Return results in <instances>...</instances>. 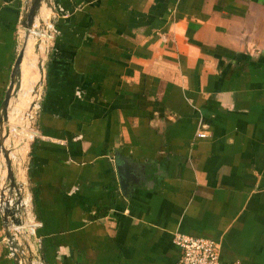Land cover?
<instances>
[{"label": "crops", "instance_id": "0c3cea01", "mask_svg": "<svg viewBox=\"0 0 264 264\" xmlns=\"http://www.w3.org/2000/svg\"><path fill=\"white\" fill-rule=\"evenodd\" d=\"M53 3L15 173L45 263L177 264L180 233L219 243L222 264H264V0ZM22 6L0 0V112ZM122 158L147 171L127 194ZM6 236L0 213L15 264Z\"/></svg>", "mask_w": 264, "mask_h": 264}, {"label": "water", "instance_id": "95a60500", "mask_svg": "<svg viewBox=\"0 0 264 264\" xmlns=\"http://www.w3.org/2000/svg\"><path fill=\"white\" fill-rule=\"evenodd\" d=\"M22 3L23 6L19 21V28L20 31H22L23 29V32L25 33L24 36L25 42L14 64V68L11 76V82L8 87L7 93L5 95V99L3 101L2 109L0 112V152L4 154V158L6 160L8 179L10 181V190L16 191L19 197L18 200L15 202V204L12 206L11 203L8 202L10 201V199H7L8 201L6 200L7 201L6 202L5 195H2V199L0 203V213L2 215L3 223L6 230V235H7L6 237L9 240V245L12 252L14 253L15 260L18 259V254H17V246L15 245L14 235H18V237L19 236L23 237V235L25 236L29 234L23 233L22 235H20L19 233L10 231L12 225L17 228L23 226L24 223L26 222L25 221L26 217L25 214H23L24 215L23 217L22 215H20V211L22 209L21 207H23L22 205L23 198L21 196L20 187L17 183L15 173L13 170L11 153L5 147L6 140L10 135L9 111L13 103V100L18 99L20 94L23 92V88L26 80L25 73L23 74V71H24V62L26 58L28 42L30 40V35L33 30L34 24L36 23V19L41 14L42 11L41 9L43 4L46 6V9L50 10V12H49V17L46 20V22H48V25H46V27L43 26L41 29L47 31L48 35L51 37L55 32L54 25L58 18V13L57 10L54 8L53 0H22ZM51 12H52V17L50 16ZM41 44L42 41L40 40L38 42V45H36V53L40 50ZM47 51L48 50H46L45 55L47 54ZM38 70H39L40 79L38 80L39 82L37 84V87L35 88V90H33V93L35 94V96H37V101L36 103L35 102L32 103L31 107L32 109L37 107L38 110H40L39 103L42 98L41 88L44 84V79H45V68L43 65L42 58L39 60ZM121 160L122 161L119 162L117 169L119 172L121 188L123 192L127 194L128 190H130L131 187L134 188L135 186L139 185V183L146 176L147 171L143 165H138L133 161H130L129 159L122 158ZM10 221H12V224L10 223ZM28 264H31L30 260Z\"/></svg>", "mask_w": 264, "mask_h": 264}, {"label": "rangeland", "instance_id": "374dc122", "mask_svg": "<svg viewBox=\"0 0 264 264\" xmlns=\"http://www.w3.org/2000/svg\"><path fill=\"white\" fill-rule=\"evenodd\" d=\"M45 8L46 6L43 4L42 9ZM47 11L48 13L50 12V10L48 9ZM39 16L43 18L42 21H40L41 24H38V26L36 27L37 25V21H36L35 23L36 28L34 32L31 33L30 40L28 42V50L26 52V58L24 62V73L26 80H25L23 92L20 94L18 99L13 100V103L9 111L10 122L13 128L11 130L8 139L6 140L5 147L11 153L14 173H18L19 170H21L20 149L23 143L26 142V140L29 137L32 138L35 135V131H36L35 121L38 114L37 112H39V110L37 107L34 109H32L31 107V104L34 102L36 103L37 101V96H35L33 90H35V88L37 87V84L39 82L38 80L40 79L39 70H38L39 60L42 58L43 65L45 68V63L47 58V54L45 55V53L46 50H48L51 45V39L48 40V32L41 29L43 26L46 27V25H48V22H46L48 17H46V15L43 14H40ZM50 16L52 17V12ZM24 36L25 33L23 32L22 29V31L19 32L18 54L24 45L25 42ZM40 40L42 41V44L40 46V50L36 53V45H38V42ZM20 193L22 198L26 194V192L23 193L20 192ZM2 195H5L6 198L5 201L7 199H10V201L8 200L7 201L10 202L12 206L19 198L16 191L10 190V181L8 179L6 160L4 158V154L0 152V203H1ZM26 212L27 209L23 208L20 211V215H22L23 217L24 216L23 214L25 213L26 215ZM10 223L12 224V221H10ZM16 229L17 227H14V229L11 228L10 231L13 232ZM23 233H28V231L27 230L21 231L20 234L22 235ZM28 234L29 235H25V236L23 235V237L22 236L18 237V235H14L15 245L17 246L18 259L15 260L14 253L12 252V250H11V256L15 264H28L29 260L31 264H35V260H37L38 255L41 258H43L41 249L38 252V249L36 247L37 242L34 241L35 235L31 233Z\"/></svg>", "mask_w": 264, "mask_h": 264}, {"label": "built area", "instance_id": "2783aa9c", "mask_svg": "<svg viewBox=\"0 0 264 264\" xmlns=\"http://www.w3.org/2000/svg\"><path fill=\"white\" fill-rule=\"evenodd\" d=\"M204 128L205 127H202V129H200L197 132L196 136L198 139L207 138L208 135ZM20 169L21 170H19L18 174L22 176L23 173L22 165L20 166ZM18 184L20 187V192L22 193L26 192L23 188V185H21L20 183ZM26 195L27 193L24 195V197H26ZM21 208L23 209V207ZM28 214H30V211H28L27 209L25 215L26 219L28 218ZM174 243L181 250V258L177 264H222L221 247L220 244L214 240L206 239V238H197V237H192L178 233L174 236ZM36 247L39 252L41 249L40 244L36 243ZM35 264H46V263L43 260V258H41L38 255L37 260H35ZM233 264H238V263H233Z\"/></svg>", "mask_w": 264, "mask_h": 264}, {"label": "bare ground", "instance_id": "6f19581e", "mask_svg": "<svg viewBox=\"0 0 264 264\" xmlns=\"http://www.w3.org/2000/svg\"><path fill=\"white\" fill-rule=\"evenodd\" d=\"M43 7V6H42ZM42 11H41V14H43V15H46V17H48V15L46 14L47 12V9L45 8V9H41ZM38 20H37V25H36V27L38 26V24H41L40 23V21H42V17H40V16H38V18H37ZM22 205H23V208H27L28 209V205H30L29 204V199H28V197H27V195H26V197L23 199V202H22ZM20 208V207H19ZM29 210V209H28ZM26 211V210H25ZM26 222L24 223V225L23 226H21V227H19V228H17L16 230H14L13 232H15V233H21V231H24V230H26V229H28V228H30V225H31V222H32V216L30 215V214H28V218L25 220ZM14 227L15 226H11V228H13L14 229ZM10 228V229H11ZM21 235V234H20Z\"/></svg>", "mask_w": 264, "mask_h": 264}]
</instances>
